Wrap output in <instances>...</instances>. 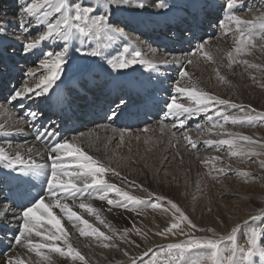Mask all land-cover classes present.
Segmentation results:
<instances>
[{
    "label": "snow or ice",
    "instance_id": "6c2138e0",
    "mask_svg": "<svg viewBox=\"0 0 264 264\" xmlns=\"http://www.w3.org/2000/svg\"><path fill=\"white\" fill-rule=\"evenodd\" d=\"M16 3L17 11L13 14L16 17L15 22L0 17V89L5 93L0 99V112L11 113L17 108L22 111L14 120L13 126L6 128L5 124L0 122V134L22 133L24 129L14 125L17 123L27 125L28 130L35 132V140L45 141L50 163L37 164L30 156L26 157L19 150L10 151L9 149L12 148L10 141L7 149L0 146V213H2L0 227L15 228V233L11 237L12 246L27 247V250L35 252L42 262L52 264L51 254L55 253L61 257L70 258L71 261L78 260L81 264H88L86 257L70 242V232L62 224L61 218L53 212L54 208L59 209L81 236L94 235L97 239L102 237L103 241H110L113 236L106 235L93 227L88 220L83 219L72 209L68 201L75 204L79 200L80 203L77 206L80 209L96 215L101 223H105L100 219L98 210L90 203H85V199L107 200L110 206L135 212L140 206L159 208L163 198L157 197L155 202L148 203L127 192H122L115 184L107 182L104 176L110 169L84 149L83 144L87 138L83 133L72 137V141H80L75 146L66 138L56 139L59 123L45 111V108L55 104L60 107L63 115L70 118L67 114L73 111V100L59 91V85L56 92H51V89L57 81L62 79L65 82L70 81L73 66L78 59L91 61L85 63V70L81 73L85 77L93 64H101V67L106 64L108 67L105 70L109 76H112L117 72L127 75L126 69L138 63H144L145 61L141 59L142 52L131 44L133 39H137L138 42V38L132 37L131 33L137 31L138 26L143 23L140 17L149 9L162 10L164 15L177 13L178 22L186 25L181 31L168 34V38L174 43L187 41L192 44L198 39L197 17L196 14H192L191 20L183 18L179 13L186 12V9H182L172 0H16ZM225 6L228 9L227 22L219 25L222 29L227 30L234 24L236 32L242 38L246 36L248 45L252 47L256 46L253 42L257 37L264 40V14L258 15L254 20H246L234 11L237 0H226ZM190 7H198V5ZM246 9L250 10L251 5L246 6ZM12 29H17L18 32H13ZM10 35L16 36L17 39L10 40ZM118 40H126L129 43L117 56L108 52L107 49ZM199 41L196 51L189 52L188 56L203 53L206 58L211 59V56L204 52L207 42L203 38H199ZM44 42L56 45V48L45 50ZM245 47L244 40L241 39L235 48V53L241 54L245 51ZM10 49H18L19 53L23 54L25 64L32 57H37L39 68L44 70L43 73L37 77L34 70L18 68L15 62L16 51L12 52ZM149 51L155 54V50L149 49ZM227 55L229 59L227 67L230 68L234 62V54L229 52ZM241 62L248 65L247 60ZM147 63L148 67L155 71H159L161 66H180L179 79L174 91L186 93L191 104L185 106L184 103H178L175 96H170L165 103L166 115L179 119L180 127L184 126L187 119L200 112L207 113L210 109L213 110V114L206 115V119L212 123L213 127L219 126L223 129L224 124L229 121L234 125L247 123L250 126L257 122L264 123V112L258 113L257 109L251 105L246 108L208 92L198 91L190 80H185L190 77V73L185 69L186 65L194 63L192 59L172 54L156 61L149 60ZM249 66L261 67L256 64ZM66 71L68 75H65ZM14 73L20 75L18 83H13L16 80ZM113 79L119 80V77L113 76ZM220 79L223 80L224 77L221 76ZM180 80H185L184 86L180 84ZM76 87L83 93L82 98L90 106L95 107L96 100L88 99V83L77 82ZM150 102L151 97L146 96L144 104L147 105ZM217 105H222L225 109H238L239 112L246 114L224 115L221 109L216 107ZM130 107V102L124 95L111 101L102 110V119L109 122L105 127L115 124ZM136 114L138 112L127 111L128 116ZM214 117L220 119L217 120ZM45 120L47 123L44 122ZM38 124L39 127H37ZM197 127L199 128V125ZM143 131L146 132L148 129L145 128ZM222 134L230 138L209 139L205 140L204 144L206 146L215 144L217 150L219 146L227 145L233 157L264 154V142L252 136L226 130L223 133H217V135ZM184 139L188 141L191 148H197V143L192 141L186 133ZM241 141L244 143H240ZM121 142H123V133H121ZM23 147V145L17 146V148ZM32 151V147L24 148L26 153ZM215 159L219 160L220 157ZM260 164L264 167V160H261ZM218 171L224 172L225 169L220 168ZM113 175L120 174L113 170ZM38 176L45 177V186L41 198L36 199L26 187L29 183L26 178ZM109 192H115L117 196L123 197V202L108 198ZM166 203L174 210V215L178 214L179 222H173L170 226H166L163 232L158 231L155 234L177 235L179 232V235L186 238L169 243L159 251L153 252L152 249H146L139 257L130 256L131 264H137L138 260L140 264H144V257L149 258L148 264H164L165 261L167 264H253L254 256L259 255L264 258V247H261L258 242L260 233L255 229L247 237V246L239 248L237 228L232 229L231 235L225 242V237H218L214 230L200 228L193 223L177 203L172 200H167ZM16 209L19 211L17 212ZM164 211L167 212L168 208H164ZM262 217H264V211H261L259 215H253L252 220H259ZM181 222H186L187 228L192 231L185 232L181 228ZM105 226L109 227L107 224ZM136 232L137 235H141L139 229H136ZM193 232H212V235L197 237L193 235ZM123 235L127 236V230ZM33 236L39 237L40 240L35 241ZM143 238L146 239V234ZM58 241H62L64 247L56 243ZM128 242L135 244L137 248L141 246L135 241ZM110 246L108 243L103 244L105 248ZM45 249L47 253L42 251ZM124 254L129 255L127 252ZM157 258L161 260L158 261ZM0 264H21V259L13 254L6 260L0 261Z\"/></svg>",
    "mask_w": 264,
    "mask_h": 264
},
{
    "label": "bare ground",
    "instance_id": "6f19581e",
    "mask_svg": "<svg viewBox=\"0 0 264 264\" xmlns=\"http://www.w3.org/2000/svg\"><path fill=\"white\" fill-rule=\"evenodd\" d=\"M1 1H3L2 4H4L3 6L1 5L2 6L1 8L7 9V13H6L7 16H11L17 11L18 6L16 3V0H0V2ZM239 14L241 15L240 17L242 19L254 20L258 15L264 14V11L254 12V13L253 12H248V13L240 12ZM7 16L0 15V17H5L6 19L13 20V22H15L16 17L8 18ZM143 23L146 24L145 26H143L144 24L141 26V27H144L143 30L137 29V31H135V33L142 32V34L138 36L140 39H143L145 37L144 33L146 30L152 31L153 29H156L155 25H152V23L148 20L143 21ZM12 31L18 32L17 29H12ZM19 38L23 39V37H19ZM9 39L15 41L17 37L10 35ZM142 42L143 41L140 40V42L138 43L141 44ZM256 45L262 46L264 48V41L259 40V42L256 43ZM117 46H118V41H115L113 45L109 48L110 50L109 52L114 54L115 51L117 50ZM43 47L45 50H47L49 48H56V45H52V44H48V42H44ZM229 48H230V43L228 39L225 42L221 43V48L219 45H214V48H213L214 51L217 50L219 52L218 53L219 56L221 54L224 55V60L215 61V67H216L217 78H218L217 86L213 84H209L208 86H203V85H199L196 83L193 85H195L198 91H201L202 89V91L208 92L209 94L219 97L221 99H227L230 102L236 103V104H238V102L241 104H248L259 110V108H262L263 101L261 98L262 95L260 96L261 92L258 90L259 84L255 82L257 81L263 82L264 76L260 77V80H254L252 81L250 85H248L249 80L247 81L245 76H242V74H244L242 73V62H240L234 67L226 68V65L229 63V59L227 55ZM143 50H146V49H143ZM10 51L12 52L16 51V54H15L16 61L15 62L18 68L34 70L37 73V77H39L43 73L44 70L39 68V59L37 57H32V59L29 60L27 64H25V60L22 57L23 54L19 53L18 49H10ZM152 54L153 52L149 51V55L152 56ZM254 57L257 58V56H254ZM90 62L91 61H89L88 63ZM256 65L261 66L259 69L262 71V74H264V57H261L260 60H258V63H256ZM85 67L86 65L81 67L80 70H78L77 72H74V73L72 72L70 81L65 82L63 81V79L61 81H57L56 85H54L53 88L51 89V92H56L58 90L57 85H59V90H63L67 94V96H70L72 99L77 98L79 95L77 93L80 92V90L76 87V85H77V82H80V83H88V86H89L88 90H93L95 94L98 97H100L101 94L98 92L99 86H106L107 89L108 88H111V89L109 92L110 95L108 96H107L106 91L102 90V93L107 96L105 98L107 100H106V105L104 108H106L107 105L111 103V97L114 95V91H119L120 95L125 92L130 93V94L134 92L137 95L143 96L146 93V91L144 90L147 86L146 85L147 76H146L145 69L144 70H140V69H132V70L126 69L125 70L127 75H129L128 80L129 79L134 80V76L135 75L138 76L131 83V85L133 86L131 87L129 86V84L124 85L121 83V74L119 72L113 73L112 76H109L108 72L105 70L108 67L106 64L103 67H101V64L91 65L90 68L88 69L86 77L81 75V73L85 70ZM185 70H187L188 72L190 71L191 73V68L187 67ZM202 71H203V65L198 66L196 68L195 75L203 79L204 73ZM14 75H16V78H17L16 83H18V80L20 79V75L16 73H14ZM65 75H68V73H65ZM113 76H118L119 80H114ZM154 76L155 78L152 81V85L159 83V80H158L159 76L157 74H154ZM221 76L224 77L223 80L220 79ZM122 78H127V76L123 75ZM13 83L15 82L13 81ZM114 87H115V90H114ZM219 106L221 109L224 107L222 105H219ZM104 108H102V110ZM228 109L235 111L232 115L239 116V114L237 113L238 109H232V108H228ZM21 111L22 109H18L16 117L19 116V113ZM3 114H9V113L0 112V122L4 123L6 128L13 126V121L7 117L3 118L4 116H7V115H4L2 117ZM232 115H229V116H232ZM228 124L230 125V127L224 128L223 131L221 130L222 133L226 130L228 132L252 136L254 139L259 140L257 137H255V135H253V133H255V130L257 131V129L252 128L250 130H246L245 128L232 125L231 121H229ZM14 126L23 128L24 130H28L27 125L17 123ZM153 128L156 129L157 127H153ZM176 128H179V122L174 127V129ZM217 133H221V132H216V135H215L219 139L230 138L223 134L217 135ZM83 134L87 138L83 146H90V145L94 146V145H97V142L101 141L103 145H97L96 148H98L99 150L106 151L109 157L111 158V160L114 163H116L119 168L118 171H115V170L114 171L118 172L120 175L119 176L113 175V169L109 165V161H105V160L101 161V163L107 165L108 168L110 169V171L108 172L109 179H105L106 181L109 180L108 181L109 183L115 184L117 187H119L122 190V192H125V190L122 188L123 186L122 187L120 186V181L124 180L126 184L131 185V187L138 186L141 184L143 188L145 187L144 189L147 190V193H151V195L156 194L159 197L167 193L169 195L171 194L173 195V199L177 201L178 203H181V207H183L188 213H190V215L193 216L194 214L198 216V219H196L195 222L200 226V228L201 227L214 228L220 232L221 231L223 232L226 227L228 226L232 227V225L236 224L238 221L239 222L243 221V223H245L251 219L249 217H245L243 213L242 214L238 213V209H235L236 207H234V204L237 205L238 203V205L242 204L244 206L252 207L253 202H251L250 200H246L248 198H251V200L254 201L256 207H261L262 205L261 203H264V195L260 190H258V188H260L259 185L258 186L255 185L257 187L255 189L248 188L247 187L248 185L244 187L243 185L245 183L243 184L242 181L241 183L243 185L241 183H237V184L233 183L231 181L232 180L231 178L226 176L225 173H221L219 171H215L214 175H215V178L217 177V179L220 180L218 181V183L221 182V184H218V185L222 186L220 187L221 189L217 187L215 188L217 190H212L211 189L212 186L208 185V187L206 188H203L200 190L198 188L194 190L195 187L204 185L202 180L205 181L206 180L205 178H208V175H209L207 174V176H205L204 178L201 174L202 171H209V169L205 170V168H200L198 167V165L197 167L193 165H187L188 164L187 162L189 163L191 162L189 158L194 154V152H187L186 154H184L186 158H181L180 156L181 151L178 152V150H169L165 152V149H163V147L161 146L162 142L155 141L153 138H149L150 140L146 139L144 143L142 141L140 145V146H142V144L144 145V147L142 146L143 151L140 153H136L135 150L134 152L133 150H130L128 148V144H124V142H121V141H113L112 138L108 136V134L101 132V130L99 129H89ZM10 135L11 134H8V135L0 134V146L5 147L6 149L8 148V142L9 141L11 142ZM208 139H209V136L207 134L205 136V140H208ZM68 140L72 142L74 146L80 143L79 140L72 141V137L69 138ZM240 143H242V141ZM19 145L21 144H16V147ZM121 145H126L125 146L126 149H122ZM109 146H113V147L109 148ZM9 150L12 151L11 149ZM22 153L26 157L30 156L32 159L33 152L31 153L22 152ZM36 153L38 154L41 160V164H43V162L46 165L50 163L48 159V150L46 148L36 146ZM212 154H218V153L214 152ZM232 157L233 156L229 155V159H233ZM249 159H252V158H249ZM208 160L210 161V159ZM225 161L228 162L229 160H225ZM231 161L232 160H230V162ZM212 162L214 164L215 161H212ZM215 166H217V164ZM225 168H228V167H225ZM226 171L229 172V169H226ZM217 179L215 182H217ZM228 195H230V197H228ZM113 198L114 197H111L110 199H113ZM113 200L123 202V197L119 196ZM142 200L148 203H151L149 200L147 201V198L142 199ZM84 202L90 203L91 206L96 209H97V206L102 205L101 203L105 202V204H108L107 200L102 201L99 199H91L87 202L86 201ZM75 208L78 211V213L81 214L83 219L88 220L89 223L92 224L93 227L97 228L99 231L103 232L105 230L104 233L106 232V234L110 236L115 232L118 233V232L123 231L124 229H130L134 227L135 220L141 221L147 226L149 225L150 227L157 229V230H158L157 227L161 225L162 221L165 220V218H163L164 214L160 212L159 210H156V208L153 209L151 207L140 206L139 207L140 209L134 212V211H129V210L120 208V207L111 206V210H109L107 214L100 216V219L105 221V223H101L100 220L97 219L96 215L92 216L93 214L87 213L83 209H80L77 205H75ZM140 211H146L145 215H147L148 218L143 219L142 217H140V214H141ZM236 211L238 215L235 216L236 218H233L231 215L235 214ZM241 211H242V208H241ZM141 215H144V214H141ZM235 219H238V220L235 221ZM62 224L65 226L66 230L70 232V242L73 244L75 248H77V250L81 252L82 255L86 257L88 264H115L121 258H122L121 261L125 262V264H131V261L129 259L130 256L138 257L139 255L144 253L146 249L153 250L154 248L162 247L165 244L170 242V240L159 238L155 234H153V236H150V237L146 234V239L143 238L145 234L142 236L140 235L136 236V235L130 234L128 235L127 238L130 241H135L137 244H140L141 246L137 248L135 247V244H132V243H130V245L128 246L120 243L118 248L114 249L115 252L112 253V251H109L106 248H102L99 240L94 235H89V237L81 236L80 232L76 228H73L72 225H70L68 222H67V225H65L63 222ZM105 224H107L109 227H106ZM204 234L208 236L212 235L211 233H204ZM33 239L35 241L40 240L39 237H35V236H33ZM56 243L64 247L62 241H58ZM99 249H103L104 251L99 252L98 251ZM118 250L119 252H117ZM42 251L44 253H47V249L42 250ZM125 252L129 253V255L126 256L124 254ZM13 254L15 256L20 257L21 264H47V262H42L41 258L39 256H36L35 252H29L27 250V247H20V246H14L11 252L0 256V261L6 260L9 255H13ZM51 255H52V264H81V262L78 260L72 263L70 258L61 257L59 256V254L53 253Z\"/></svg>",
    "mask_w": 264,
    "mask_h": 264
},
{
    "label": "rangeland",
    "instance_id": "374dc122",
    "mask_svg": "<svg viewBox=\"0 0 264 264\" xmlns=\"http://www.w3.org/2000/svg\"><path fill=\"white\" fill-rule=\"evenodd\" d=\"M2 3H3V1H1ZM4 4H2V6H3ZM1 10V12L3 11L5 14L7 13V9H2V8H0ZM153 10H156V9H149L148 10V14H152L153 15ZM152 11V12H151ZM2 12V13H3ZM248 12H251V11H248ZM247 12V13H248ZM3 13V14H4ZM145 13V12H144ZM4 14V15H5ZM0 15H2V14H0ZM4 15H2V16H4ZM8 18H14L15 16L12 14L11 16H7ZM246 20H251V19H246ZM262 41H264V40H262ZM259 41H257L256 43H258ZM262 51H264V49H257V53L258 54H260V55H263L264 54V52H262ZM263 57H264V55H263ZM239 58H240V60H242V61H244L245 60V58H244V55H243V52L241 53V54H239ZM243 58V59H242ZM258 58V59H257ZM257 58L256 57H254V56H247V61H248V63L249 64H256V63H258V60H260V56L258 57L257 56ZM253 60V61H252ZM257 60V61H256ZM79 68V66H77V67H75V69H78ZM242 68H243V63H242ZM248 71V72H247ZM242 73H244V74H242V76H245V78H246V80L248 81L249 79L247 78V75L246 74H248V75H254V74H256V68H253V67H247V69H246V74H245V72L242 70ZM262 76H264V74H262L260 77H262ZM249 82L250 81H248V85H249ZM255 83H257V84H259V87H258V90L261 92V94H260V96L262 95V101H263V105H262V108H259V110L257 109V108H255V109H257V112L259 113V112H264V81L263 82H260V81H257V82H255ZM254 84V83H253ZM238 105H242V106H244V107H246L247 108V106H249L248 104H241V103H239L238 102ZM252 107V106H251ZM254 108V107H253ZM237 113L239 114V116H243V115H245L246 113H241V112H239V110L237 111ZM232 125H234V124H232ZM239 125V126H238ZM235 126H237V127H241V128H245L246 130H250V129H257V131L255 130V133H253V135H255V137H257L261 142H264V123H259V122H257L255 125H249V124H247V123H245V124H240V123H237V124H235ZM245 126V127H244ZM229 127H230V125H229ZM102 132V131H101ZM148 140H150V139H148ZM142 141H138L137 143L135 142V141H132L130 144H128V148L130 149V150H135L136 151V153H140V152H142L143 151V148H142V146L144 147V145L142 144V146H140V147H138L137 146V144H139V143H141ZM135 143V144H134ZM144 143V142H143ZM167 142L165 141V143H164V147H163V149H165V150H167V146L168 145H171V142H169V143H167ZM130 145V146H129ZM133 145V146H132ZM141 145V144H140ZM135 147H137V148H135ZM158 147H159V145H158ZM133 148V149H132ZM156 148H157V146H156ZM122 149H126V147L125 146H123V148ZM140 149V150H139ZM134 151V152H135ZM253 156V157H252ZM233 159H230V160H232L231 162L230 161H225L223 158H220L219 160H217V159H215V160H213L212 158H210L209 156H208V158H206V157H204V159H203V161L201 160V161H199V162H197L198 164L200 163V164H204L205 162V164H204V168H205V170H207V169H209V171H202V173H207V174H209V175H212L217 169H220V168H224L225 169V171L224 172H228V171H226V169H229V172H228V174L229 175H227L229 178H231L232 180V182L233 183H241V181H242V183L244 184H242L244 187L245 186H247L248 188H252V189H255V188H257L256 186H260V188H258V190H260L262 193H263V195H264V167H261V164H260V161L261 160H264V154H261V155H248V156H236L235 158L234 157H232ZM249 158H252V159H249ZM257 158V159H256ZM118 159V158H117ZM208 159H210V161L208 160ZM212 161H215L214 162V164H213V162ZM224 163H223V162ZM222 164H221V163ZM227 162V163H226ZM217 164V166H215L216 164ZM219 163H220V165H221V167H219L220 165H219ZM192 164V163H191ZM212 164V165H211ZM225 164V165H224ZM231 164V165H230ZM209 165V166H208ZM211 166H213V167H211ZM223 166V167H222ZM228 167V168H225V167ZM213 168V169H212ZM233 168V169H232ZM211 169V170H210ZM216 169V170H215ZM235 169V170H234ZM212 172V173H211ZM224 172H221V173H224ZM220 174V173H219ZM221 175V174H220ZM234 177V178H233ZM215 179V178H214ZM214 179H212L211 180V178H209V179H207V180H205V182L203 183L204 185H200V186H197V187H195L194 188V190H196V189H198L199 188V190L200 189H203V188H206V187H208V185L209 186H212V190H217V189H215V188H220V187H222L221 185H218V184H221V182H219L218 183V181H220L219 179H217V182H215L214 181ZM242 179V180H241ZM207 181V182H206ZM212 181H213V183H212ZM238 181V182H237ZM240 181V182H239ZM231 182V183H232ZM210 183V184H209ZM211 183H212V185H211ZM215 183V184H214ZM254 183V184H253ZM256 183V184H255ZM262 183V184H261ZM124 184V185H123ZM207 186H206V185ZM252 184V185H251ZM250 185V186H249ZM256 185V186H255ZM261 185H262V187H261ZM120 186L125 190V192H127L129 195H131V196H133V197H136V198H139V199H146L147 198V200H149V198H152V199H154V200H156V198L158 197L156 194H152L151 196L149 195L150 193H147V190L146 189H144L143 188V186L140 184V185H138V186H132L131 187V185H128V184H126V182L124 181V180H121L120 181ZM141 186V187H140ZM203 186V187H202ZM252 186V187H251ZM201 187V188H200ZM137 188V189H136ZM136 189V190H135ZM221 189V188H220ZM139 190H141V191H139ZM130 191V192H129ZM134 191V192H133ZM136 191V192H135ZM143 191V192H142ZM143 194H144V196H143ZM115 196H116V194H114ZM137 195V196H136ZM139 195V196H138ZM165 195H167V196H165ZM165 195H163V196H159L160 198H163L161 201H160V203H161V207H159V208H156V210H159L160 212H162L164 215V217L163 218H165V220L164 221H162L161 222V225H159L157 228H158V230L157 229H154V228H152V227H150L149 225L147 226L146 224H144V223H142L141 221H136L135 220V225H134V227H132V228H130V229H124L123 231H121V232H118V233H113L111 236H113V239L112 240H110V241H103V238H100V239H98L99 240V242H100V245L102 246V248H105V247H103V244L104 243H108V244H110L111 246L110 247H107L106 249L107 250H109V251H112V253L113 252H115L114 251V249H117L118 248V246L120 245V243L121 244H124V245H130V243L128 242V241H130L127 237H128V235H136V236H139V235H137V232H136V229H139L140 230V233H141V235L140 236H142V235H144V234H147L149 237L150 236H153V234H155L156 232H163L164 230H165V228H166V226H170L171 225V223H173V222H179V216H178V214H176V215H174L173 213H174V210L173 209H171V207L169 206V205H167V203H166V201L167 200H172L173 202H175V203H177V205L181 208V210L186 214V215H188L189 216V218L193 221V223H195L198 227H200L196 222H195V220L196 219H198V216L197 215H194L193 214V216L192 215H190V213H188L183 207H181V203H178L177 201H175L174 199H173V195H169L168 193L167 194H165ZM262 195V196H263ZM149 196V197H148ZM109 198H111V196H108ZM117 197V196H116ZM116 197H114L113 199H115ZM146 197V198H145ZM167 197V198H166ZM228 197H230V195H228ZM246 200H250L251 202H253V206L252 207H248V206H244V205H238V203H237V205H235L234 204V207H236L235 209H238V213H240V214H244V216L245 217H249V218H251L249 221H247V222H245V223H243V221H238L236 224H234V225H232V227H230V226H228V227H226L225 228V230L222 232H220V231H218V230H216V229H214V228H205V229H212V230H214L215 231V233H216V235L218 236V237H225V242H227V240H226V238L229 236V235H231V233H232V229L233 228H237L238 229V231H237V243H238V247L239 248H244V247H246L247 246V237L251 234V231L253 230V229H255L258 233H260V235H259V237H258V242H259V244L261 245V247H264V217H262L261 219H259V220H255V221H253L252 220V216L253 215H259L260 214V212L261 211H264V203H261L262 205H261V207H256L255 206V203H254V201L253 200H251V198H248V199H246ZM152 201V200H151ZM75 204H77V202L75 203ZM105 203H103V206L101 205V207H100V209H97L98 210V212H99V214H100V216H102V215H105V214H107L108 212H109V206H108V204H105ZM71 207H72V209L74 210V211H76L77 213H78V211L76 210V208H75V205L73 204V205H71ZM107 207V208H106ZM244 207V208H243ZM164 208H168V211L167 212H165L164 211ZM241 208H242V211H241ZM140 209V208H139ZM100 210V211H99ZM104 210H106V211H104ZM141 212V214H144V215H141L140 214V217H142L143 219H146V218H148V216L147 215H145L146 214V211H140ZM232 212V211H231ZM55 214L57 215V212H55ZM79 215H81L80 213H78ZM61 215V216H60ZM60 218L61 219H63V216H62V214L60 213ZM236 215H238L237 214V211L235 212V214H232L231 216L233 217V218H236L235 216ZM58 216V215H57ZM58 216V217H59ZM92 216H95V215H92ZM232 218V219H233ZM238 219H235V221H237ZM63 221H66V217H64V220ZM234 221V222H235ZM181 228L185 231V232H189V231H192V230H190V229H188L187 228V226H186V222H181ZM201 228H203V227H201ZM227 228H228V230H227ZM107 230V229H106ZM125 230H127V236H124L123 234H124V231ZM105 231V230H104ZM103 231V232H104ZM102 232V231H101ZM204 233H211L212 234V232H193V235H195V236H197V237H199V236H205V234ZM223 233V234H222ZM105 234H106V232H105ZM107 235V234H106ZM156 235V234H155ZM158 236V235H157ZM87 237H89V236H87ZM159 238H162V239H166V240H170V242L169 243H172V242H179V241H181V240H184L186 237L185 236H182V235H179V232H177V235H172V234H165V235H162V236H158ZM95 240V239H94ZM121 241V242H120ZM169 243H167V244H169ZM167 244H165L164 246H162V247H165ZM162 247H159V248H154L153 249V252H155V251H159ZM99 252H102V251H104L103 249H99L98 250ZM97 251V252H98ZM117 252H119V250L117 251ZM111 254V253H110ZM140 256V255H139ZM138 256V257H139ZM261 257L259 256V255H257V256H254L253 258H252V260H253V264H264V258H263V260L261 259V260H258V259H260ZM122 260V258L117 262V263H115V264H125V262H123V261H121ZM148 260H149V258L148 257H144V264H148ZM157 260L158 261H160L161 260V258H157ZM72 263L74 262V261H71ZM137 264H140V261L138 260V262H137ZM164 264H167V261H165L164 262Z\"/></svg>",
    "mask_w": 264,
    "mask_h": 264
}]
</instances>
